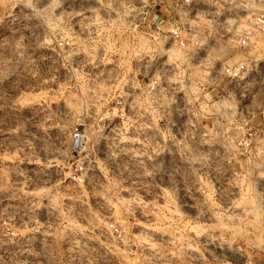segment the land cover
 Here are the masks:
<instances>
[{"label": "rangeland", "instance_id": "obj_1", "mask_svg": "<svg viewBox=\"0 0 264 264\" xmlns=\"http://www.w3.org/2000/svg\"><path fill=\"white\" fill-rule=\"evenodd\" d=\"M183 1L0 0V264H264V0Z\"/></svg>", "mask_w": 264, "mask_h": 264}, {"label": "built area", "instance_id": "obj_2", "mask_svg": "<svg viewBox=\"0 0 264 264\" xmlns=\"http://www.w3.org/2000/svg\"><path fill=\"white\" fill-rule=\"evenodd\" d=\"M182 5L187 6L188 11H186V15L190 16L194 11L195 3L192 0H184L181 3V6ZM179 6L180 5L177 4V7ZM254 21H255L256 27L259 30L264 31V16H256ZM168 35L170 39L173 41V43L176 44L179 48L185 49L187 47L189 39L187 37L186 31L179 25V23L175 22L171 24L170 29L168 31ZM250 43H251V38L248 36V37L242 38L238 42V45L242 48H246L250 46ZM224 73L232 80H242V83L249 82L253 76H257L259 74L257 69H248L244 64H236L231 67H226L224 69ZM146 88L149 94L154 95V94L160 93L161 87H160L159 79L152 78L151 81H149V83L146 85ZM73 136H74L75 142H79V143L82 142L83 137L81 135V132L78 129L74 131ZM248 136L249 138H251L252 134H249ZM250 146H251V139H246V137H244L242 139V150H247L248 148H250ZM73 179L79 183L83 182L82 168L78 169L74 173ZM107 232L112 237L117 239L118 241L123 242L124 240L123 233L119 228L115 226H110L107 229Z\"/></svg>", "mask_w": 264, "mask_h": 264}, {"label": "bare ground", "instance_id": "obj_3", "mask_svg": "<svg viewBox=\"0 0 264 264\" xmlns=\"http://www.w3.org/2000/svg\"><path fill=\"white\" fill-rule=\"evenodd\" d=\"M49 17V16H48ZM49 20V19H48ZM161 54H164V56L165 57H168V60L166 61V63L167 62H170V61H172V58H174V57H176V58H181L183 61H185L186 59H185V56H183L180 52H177V51H173V49H171V48H169V49H163L162 50V53ZM163 56V55H162ZM161 61V60H160ZM130 92V91H129ZM132 98V97H131ZM129 101V100H128ZM129 105L131 106V103H130V101H129ZM115 127L116 126H114V125H112V124H110L109 125V129H110V132L112 133V131L114 132V130H115ZM118 141V140H117ZM75 145H78L79 146V148L81 147V143H79V142H76L75 143ZM137 148V147H136ZM126 149V148H125ZM140 150V149H139ZM215 152V151H214ZM213 152V153H214ZM140 153V152H139ZM141 153H142V151H141ZM141 153H140V155H141ZM136 154V153H135ZM208 155V154H207ZM136 156V155H135ZM211 157V156H210ZM195 159V158H194ZM197 161V160H196ZM190 163V162H189ZM198 164V163H197ZM238 182V181H237ZM236 184V183H235ZM241 186V185H240ZM198 187V186H197ZM241 188V187H240ZM233 192L235 193V194H237V195H239L240 196V199H238V200H234L233 202H229V203H231V205L227 208V210L228 211H224V212H226V214H224L223 215V211L221 212L222 213V215H223V217H225V219H233L234 221H236L235 223H237V222H239V223H242V208H241V205H240V201H242V190L241 189H238V188H236V189H233ZM233 193V194H234ZM231 194V193H230ZM206 195V194H205ZM204 196V195H203ZM207 196V195H206ZM163 197V196H162ZM201 197V196H200ZM164 198V197H163ZM234 198V197H233ZM239 198V197H238ZM197 202V201H196ZM204 202V201H203ZM208 202V201H207ZM211 204V203H210ZM192 205V204H191ZM195 205V204H194ZM206 205V204H205ZM212 205V204H211ZM229 205V204H228ZM191 207H193V206H191ZM190 207V208H191ZM164 208V207H163ZM204 208V207H203ZM167 209V208H166ZM192 209V208H191ZM211 208H209V210H210ZM168 211V210H167ZM212 211V210H211ZM215 212V211H214ZM208 213V212H207ZM198 214V213H197ZM214 214V213H213ZM213 214H211V212H210V216L211 217H214V218H220L219 216V213L218 214H216V212H215V215H213ZM199 215V214H198ZM204 216H206V215H204ZM166 219V218H165ZM207 219H208V217H207ZM224 219V220H225ZM215 220V219H214ZM213 220V221H214ZM217 220V219H216ZM232 220V221H233ZM208 221V220H207ZM227 221V220H226ZM243 221H244V219H243ZM222 223H224V222H222ZM212 224V223H211ZM215 224V223H214ZM207 225V224H206ZM221 225V224H220ZM237 225V224H236ZM249 225V224H248ZM210 226V225H209ZM215 226V225H214ZM192 227V226H191ZM233 227V226H232ZM237 227V226H236ZM160 228V227H159ZM201 228V227H200ZM210 228V227H209ZM235 228V227H234ZM240 228V227H239ZM190 229H192V228H190ZM214 229V228H213ZM203 230V229H202ZM239 230V229H238ZM251 230V229H250ZM170 231V230H169ZM192 232V231H191ZM235 232V231H234ZM240 232V231H239ZM231 233V232H230ZM157 234V233H156ZM201 234V233H200ZM160 235V234H159ZM162 235V239H163V241H164V243H166L167 245L170 243H172V242H174V241H176L177 240V237L173 234V233H168V232H165V230L163 231V233L161 234ZM199 235V234H198ZM196 236L195 237V240H196V243L195 244H193V245H191V243H190V245L188 246L189 247V249H188V252H191V251H196L194 248H196V249H199V246H201V248L202 247H204L205 248V250H206V248H213L216 252H217V254L219 253H223V247H224V244H222V243H220L218 240H220V239H218L217 240V238H215V236H214V238L212 237V236H209V235H204V234H202V235H199V236ZM181 237V236H180ZM192 237V236H191ZM179 238V237H178ZM190 238V237H189ZM231 239V238H230ZM187 241V240H186ZM176 242H178V241H176ZM175 243V242H174ZM155 244V243H154ZM153 243H147L146 245L148 246V247H146L148 250H152L153 248H155ZM169 244V245H170ZM223 245V246H222ZM157 246V245H156ZM183 246V245H182ZM225 246H226V244H225ZM187 247V246H186ZM231 248V247H230ZM160 249V248H159ZM225 249H227V248H225ZM200 250V249H199ZM211 250V249H210ZM213 250V251H214ZM202 252V251H201ZM227 252H228V250H227ZM230 252V251H229ZM203 254V253H202ZM226 254V253H225ZM228 254V253H227ZM181 255V254H180ZM197 255V254H196ZM197 258V257H196ZM204 258V257H203ZM210 259V258H209ZM213 259V258H212ZM195 260V259H194ZM156 261V260H155ZM183 261V260H182ZM182 264V263H181Z\"/></svg>", "mask_w": 264, "mask_h": 264}]
</instances>
